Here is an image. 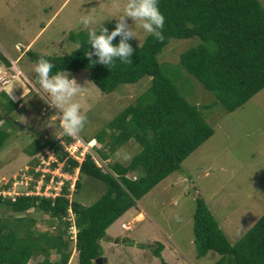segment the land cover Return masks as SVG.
<instances>
[{
    "label": "trees",
    "instance_id": "obj_1",
    "mask_svg": "<svg viewBox=\"0 0 264 264\" xmlns=\"http://www.w3.org/2000/svg\"><path fill=\"white\" fill-rule=\"evenodd\" d=\"M158 7L165 17L164 39L156 40L150 34L140 44L130 39L128 43L134 49L132 63L116 60L110 70L99 63L90 64L84 53L91 51V45L87 42L88 33L82 30L68 33V39L76 46L66 55L25 51L30 61L37 62L41 56L49 59L55 65L51 75L61 70H85L101 92H111L117 85L133 83L143 76L149 78V84L134 103L124 106L106 123L105 129L88 139L81 136L96 141L93 150L102 163L107 161L106 171L95 165L88 154L80 163L69 157L61 158L65 153L56 136L68 141L69 136L63 132L33 140L38 145L28 153L31 157L47 147L63 162L64 172L70 174L77 167L76 179L72 190L68 188L69 180H64L54 197L0 195V207L15 214L38 210L47 215L54 229L53 232L35 230V220L29 216H14L10 220L0 216V264H28L30 257L38 254L42 258L37 264H67L71 253L76 256L77 264H94L93 259L102 255L99 240L104 238L105 229L155 184L177 171L180 162L212 134L198 106L186 101L156 60V54L170 38L199 40L179 53L177 67L212 93L214 100L201 107L219 104L231 112L264 87V10L257 0H158ZM115 23L108 20L103 26L111 31ZM118 42L119 37L113 41ZM0 62L4 66L9 64L1 52ZM15 105L0 91L1 123ZM1 123L0 148L8 136ZM129 139L138 144L139 150L126 163L109 161L108 157ZM33 163L34 158L29 165ZM81 174L105 186L103 193L89 205H81L70 197L79 186ZM5 185L3 189L9 186ZM191 218L196 258L211 250L218 255L212 264H264V211L232 243L227 241L199 196L194 197ZM71 223L75 229L73 240L68 234ZM160 249L161 245L156 244L152 254L159 258L160 264H168L160 257ZM50 250L57 254L56 260H48Z\"/></svg>",
    "mask_w": 264,
    "mask_h": 264
},
{
    "label": "rangeland",
    "instance_id": "obj_2",
    "mask_svg": "<svg viewBox=\"0 0 264 264\" xmlns=\"http://www.w3.org/2000/svg\"><path fill=\"white\" fill-rule=\"evenodd\" d=\"M257 1L264 10V0ZM123 3L124 0H0V52L12 59L19 55L14 61L17 68L38 90L37 93L31 88L1 123L8 136L0 148V191L5 184L10 190L22 191L20 184L25 179L21 175L29 163L28 153L38 145L33 140L48 137L49 133L53 136L62 133L58 110L48 105L49 97L33 71L36 62L30 61L19 47L30 41L26 49L32 52L66 55L76 46L68 39V33L79 30L88 33L81 23L82 17H94L97 23L89 27L96 28L100 21L102 25L108 20L115 21ZM117 4L121 6L119 9ZM128 23H132L131 19ZM132 28L137 33V39L132 40L140 44L146 33L135 23ZM198 42L197 37L170 38L156 54V60L186 101L198 106L212 134L180 162L177 171L155 184L105 229L109 238L100 239L99 244L106 264H160L159 258L152 254L158 243L162 247L160 257L168 264H212L218 256L214 251L195 257L191 232L195 196L204 200L229 243L240 237L264 211V87L231 112L219 104L201 107L214 100L212 93L177 67L179 53ZM66 72L86 88L85 95L76 98L90 109L88 122L79 134L85 139L105 129L106 123L124 106L134 103L149 84V78L143 76L105 93L93 85L85 70ZM138 150V144L129 139L108 160L126 163ZM106 162L100 164L105 171ZM78 181L79 186L70 197L81 205L91 204L105 190L101 181L90 176L81 174ZM138 215L141 218L136 220ZM0 216L9 220L29 216L35 220V230L54 231L47 215L38 210L15 214L0 207ZM120 222L125 224L123 228L119 227ZM41 258L40 254L32 255L27 263L37 264ZM56 259L57 254L50 250L48 260ZM67 264H77L73 253Z\"/></svg>",
    "mask_w": 264,
    "mask_h": 264
},
{
    "label": "clouds",
    "instance_id": "obj_3",
    "mask_svg": "<svg viewBox=\"0 0 264 264\" xmlns=\"http://www.w3.org/2000/svg\"><path fill=\"white\" fill-rule=\"evenodd\" d=\"M116 7L119 9L121 6L117 4ZM114 19L115 27L109 31L101 21L98 27L90 28V25L97 23L92 16L81 18V23L88 31L87 42L91 45V51L87 50L84 53L90 64L99 63L110 70L115 67L116 60L132 63L130 57L134 49L128 41L133 38L137 39V33L132 28L133 23L156 40L164 39L162 29L165 17L159 10L158 0H124L121 14ZM128 19H131V24L128 23ZM117 37H119V42L114 44L113 41ZM93 56L96 57L95 60L92 59ZM54 67L55 65L49 59L41 56L34 65L33 71L37 75L41 89L49 97L48 105L58 110L59 126L63 134L77 138L88 122L87 112L90 109L84 108L80 100L76 98H82L86 93V88L74 77L70 78L64 70L51 75ZM32 158L33 156L29 162ZM121 224L124 223L119 224V227L123 228Z\"/></svg>",
    "mask_w": 264,
    "mask_h": 264
},
{
    "label": "built area",
    "instance_id": "obj_4",
    "mask_svg": "<svg viewBox=\"0 0 264 264\" xmlns=\"http://www.w3.org/2000/svg\"><path fill=\"white\" fill-rule=\"evenodd\" d=\"M57 142L60 145L63 154V159L69 157L75 160L77 163L84 158L85 154H88L95 165L99 166L102 161L98 158L93 150L95 145L93 139L85 140L80 135L77 138L69 137L68 141H65L60 136ZM35 163L26 166L23 169L21 177H24V182L19 183L23 186L22 191L10 190L6 188L0 191L2 196H14L17 194H27V195H39L45 197H54L59 194L61 185L64 180H69L68 188L72 190L73 183L76 179L77 167L73 169V172L68 174L62 170V161H58L51 150L47 147L43 148L41 151L36 152L33 155ZM18 182V181H15ZM33 182L32 187L29 189L28 186ZM15 184V183H12ZM71 216L68 219L71 221ZM124 227V224H121ZM75 229L71 223L68 226V234L71 240L74 239Z\"/></svg>",
    "mask_w": 264,
    "mask_h": 264
},
{
    "label": "crops",
    "instance_id": "obj_5",
    "mask_svg": "<svg viewBox=\"0 0 264 264\" xmlns=\"http://www.w3.org/2000/svg\"><path fill=\"white\" fill-rule=\"evenodd\" d=\"M30 45V41L27 42L24 46H20L21 53L27 50L26 48ZM5 56L8 55L7 53H4ZM19 55H17L14 59L7 57V60L9 62L8 66H4L0 62V91H3L7 94V96L13 101L17 103L26 97L28 93H30L31 88H35V92L38 90L37 87L33 85L31 80H29L22 72L19 70L16 66V63L14 62L16 59H18ZM72 78V77H70ZM37 90V91H36ZM38 93V92H37ZM3 98H1L2 100ZM15 105V106H16ZM1 123V122H0ZM17 124V123H16ZM23 128V126H21ZM60 135V133L58 134ZM48 136H53L51 133L48 134ZM46 136L39 137V138H45ZM29 141V140H28ZM27 141V144H28ZM26 144V145H27ZM19 153H22L20 151H17ZM23 154V153H22ZM28 158H31V156L28 155ZM11 162V160H10ZM8 162L7 164H11ZM140 216V215H138ZM137 216V217H138ZM136 217V220H137ZM139 220V219H138ZM162 248V247H161ZM161 251V250H160Z\"/></svg>",
    "mask_w": 264,
    "mask_h": 264
},
{
    "label": "water",
    "instance_id": "obj_6",
    "mask_svg": "<svg viewBox=\"0 0 264 264\" xmlns=\"http://www.w3.org/2000/svg\"><path fill=\"white\" fill-rule=\"evenodd\" d=\"M61 158H63V155H61ZM104 238H109L108 236L104 235ZM114 242H116V240H113ZM94 264H106V260L105 258L100 255L97 256L96 258L93 259Z\"/></svg>",
    "mask_w": 264,
    "mask_h": 264
},
{
    "label": "bare ground",
    "instance_id": "obj_7",
    "mask_svg": "<svg viewBox=\"0 0 264 264\" xmlns=\"http://www.w3.org/2000/svg\"><path fill=\"white\" fill-rule=\"evenodd\" d=\"M141 218V216H138L137 219Z\"/></svg>",
    "mask_w": 264,
    "mask_h": 264
}]
</instances>
